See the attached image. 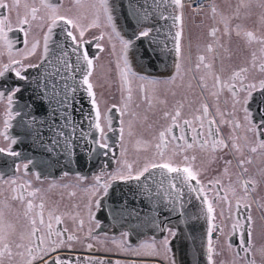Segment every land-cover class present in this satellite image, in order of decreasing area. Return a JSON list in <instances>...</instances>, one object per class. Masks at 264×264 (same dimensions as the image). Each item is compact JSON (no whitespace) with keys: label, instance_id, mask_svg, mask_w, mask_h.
I'll return each mask as SVG.
<instances>
[{"label":"snow or ice","instance_id":"snow-or-ice-1","mask_svg":"<svg viewBox=\"0 0 264 264\" xmlns=\"http://www.w3.org/2000/svg\"><path fill=\"white\" fill-rule=\"evenodd\" d=\"M186 4L188 0H151L150 4L130 0L132 11L130 17H124L125 31L117 25L115 0H69L67 6L65 0H0V104H4L0 137L7 142L6 147L0 146V153L19 157L21 153L13 146L22 142L21 137H30L35 147L49 154L55 152L78 166H98L92 182L83 189L88 194L83 205L88 220L101 227L93 209L103 213V200L98 198L102 196L112 202L108 212L113 220L129 224L130 230L120 234L119 242L111 238L113 249L107 247V235L98 239L89 228L83 239L96 240L102 246L98 249L93 243L84 244L89 250L140 255L137 249H151L149 254L159 255L154 237L137 249L128 243L131 231L150 224L161 233L167 232L159 242L163 258L169 264H180L169 239L177 237V230L169 226V218L184 223L203 220L207 225L203 242L189 264H200L201 259L205 264H217L215 257L224 249L217 251L219 239H213L218 231L214 205L223 201L231 219L234 200L231 235L239 230V241L235 248L227 242L231 259L220 264H257V255L264 264V229L257 235L251 214L257 190L264 185V0H236L235 4L223 0V6L217 0L206 4L195 0L190 4L193 23L196 15L203 14L200 24L195 25L200 29L195 35L185 16ZM92 29H99V35L88 40L86 33ZM106 36L116 56L120 101L102 113L96 91L102 85L94 79L99 56L90 46ZM114 41L119 43V51ZM95 48L104 51L101 43H95ZM165 53L171 56V63L165 64V72L170 74L149 75L147 67H155L154 58ZM37 55L33 62L31 58ZM137 59L141 62L133 67ZM134 81L142 82L143 113L132 108ZM26 92L31 103L25 101ZM38 106L45 112L39 121L24 111H35ZM113 110L119 112L121 145L125 140L123 116L131 117L127 135L132 137L134 121L146 123L149 113L160 114L148 124L150 129L158 125L151 138L135 141L138 150L142 147L151 152L139 166L138 160L125 158L126 148H121L119 156L113 152L109 137L116 131L110 115ZM25 116L31 118L25 120ZM17 118L21 132L14 136L9 129ZM110 154L113 160H109ZM234 160L236 172L232 171ZM220 161L222 169L205 182L210 166ZM113 162L114 168L110 167ZM31 163L16 165L15 170L22 167L26 174ZM250 167L256 169L254 173ZM36 179H40L39 174ZM77 180L84 182L88 177L78 173ZM115 181L137 182L128 189L132 200L126 199L127 193L115 195ZM0 182L15 186L12 195L0 202V264H136L96 255H62L64 249L74 252L81 236L67 227H54L53 221L62 225L67 217L83 231L81 213L61 212L55 204L46 209L43 190L33 187L30 180L16 186V179L4 180L0 175ZM38 196L40 202L34 204ZM9 200L20 203L22 214L13 211ZM137 203L149 207L150 212L142 217ZM259 207L264 211V204ZM241 208L246 215L241 216ZM220 215H224L223 209ZM133 220L139 224L132 226Z\"/></svg>","mask_w":264,"mask_h":264},{"label":"rangeland","instance_id":"rangeland-1","mask_svg":"<svg viewBox=\"0 0 264 264\" xmlns=\"http://www.w3.org/2000/svg\"><path fill=\"white\" fill-rule=\"evenodd\" d=\"M235 2H236V0H233V4H235ZM218 3H220L221 6H223V2L218 1ZM256 11L258 12L259 9H257ZM204 12L206 13L207 10H205ZM185 16H186V19L189 21V27L192 29V32L195 35L196 33H198L200 31V29L196 28L195 25L200 24L201 20L199 19V17L195 16L194 17V23H193V19L192 18L194 16V13L192 12L191 8L190 9H185ZM201 16L203 17V14H201ZM99 32H100L99 29L90 30V32L86 33V39H88L89 37H92V36L99 35ZM234 40H235V38H234ZM104 42H105L104 43V51H100V53L98 54L99 60L96 61V70H95V72H101L103 70L105 71L104 73L116 72V66H115L116 56H112L110 54L109 49H110L111 45L108 43L107 36L105 37ZM114 42H116V41H114ZM100 43H101V41H100ZM116 43H117V48H118V51H119L120 45H119L118 42H116ZM92 48L93 47L90 46V51H92V52H96L97 51L95 47L93 49ZM195 55H196V50H195V48H193V61L195 60ZM169 74H170V72H169ZM109 77L110 76H106L103 80L110 79ZM110 80L112 81L113 84L116 83V81L118 82V78H116V81L114 79H110ZM119 94H120V92H119ZM119 97H120V95H119ZM101 105L103 107V101H101ZM3 107H4V105H3ZM132 108H133L134 111H136L138 113H143L144 112L143 110H145L146 106L140 105V107L137 108L136 105L133 104ZM101 111H102V113H103V111H105L104 107L102 108ZM2 112L3 111L0 108V114H2ZM159 115H160L159 112H157L155 115L149 113L150 119H149L148 122H154V121L158 120ZM1 117H2V115H0V119H1ZM129 119H131V117L127 115L125 121H128ZM159 122L163 123V121H159ZM155 126H158V125H155ZM0 127H2V123H0ZM154 131H155V129H151L152 135H153ZM135 141H136V138H134V136L126 137L124 142L127 143V144L126 145H124V144L121 145V147L119 149V155H120V152H121V148L122 147L126 148L127 149V153H126V157L125 158L128 159L130 162L138 160L139 163L136 166H139V164L143 163V158H144L143 154L145 156V151H143L142 147L138 150L136 145H135ZM128 143H130L131 145H129ZM5 145L7 146V142H5V141L3 142V139L0 137V146H5ZM150 155H151V152H150ZM0 156H1V153H0ZM14 158H15L14 161H11L8 166L6 165V166L0 167V169H2L0 175L3 176L4 180L6 178L5 177L6 175H10L12 179H16L17 180V186L19 184H24L26 181H29V180L32 182V186H36L37 183L33 182V180L31 178L26 177L21 171L17 172L15 170L16 169V165H22L24 163H27L28 160L22 159L20 157H14ZM109 160H113V159L111 157H109ZM115 166H114V162L110 165V167H113V168ZM83 167L84 166H80V168L77 171L79 172V174L86 175L87 177H90L93 173L95 174L98 171L97 170L98 166L88 165V166H85L84 168ZM75 168H77V167L75 166ZM213 169H215L216 171H213ZM221 169H222L221 165H219V164H218V166H217V164H215L214 166L211 165L209 172L205 175V177H203L204 181L206 182L207 179L212 178L214 175H217L218 171L221 170ZM82 170L84 172H82ZM27 171H28L27 174L33 173L35 178H36V175L39 174L40 179L48 178V177L49 178H53L54 180L50 179V181H56L57 185H62V186L56 188V190H55V192H54L52 197H44L45 198V202H46V209H47V207L53 206L55 204V205L59 206V209H60L61 212L68 211V212H71L73 215L77 211H79L81 213L82 217L85 220V224H84L85 226H84L83 231H78L77 228H76V224L73 222V220L70 219V218H67V217L64 218V224L59 225V226L60 227H67L69 230H72V231L76 232L77 235L81 236V241L82 242L81 243H76L75 244V248L84 249L85 247H83V245L86 244V243H90L89 239L88 240H84L83 239L84 238V234L86 233V230L89 229L88 225L89 224L92 225V227H90V228H93L95 226V223H90L89 222L88 216H87V212L83 208V205L87 202L88 194L83 191V189L85 187L82 188V182H78L77 177H76L77 174L76 173H72V171H66V170H63V169L62 170H60V169L45 170L44 173H42V172L35 171V169L30 168V166L28 167ZM39 171H41V169H39ZM64 173H68V175H64ZM74 175H76V176L74 177ZM120 182H122V181H115V182H113V184H115L114 186L116 188H119L122 185V183H120ZM130 182H134L136 184L135 181H130ZM224 182L226 184V177H225V181ZM134 183L131 184V187L135 186ZM78 184H79V186H78ZM83 185L87 186V183H83ZM13 187H15V186H13ZM11 188L12 187L10 185L7 186V184L4 185L2 182H0V192L6 194L7 198L12 195ZM71 192H75L76 195L75 196H70L69 193H71ZM102 198L103 197H101L100 199H102ZM2 201L3 200H1V198H0V202H2ZM8 202L12 204L13 211L20 212L22 214L23 207L20 205V203L18 201L9 200ZM34 204H38V203L34 202ZM77 205L79 207H76ZM251 210L253 211L254 216H256L257 215V213H256L257 212L256 203L252 204ZM33 211L34 212L35 211H39V209H34ZM93 212L98 214V219L101 222V227L100 228H95L94 227L96 229V232H98V233L102 232V233H106L107 235H110V236H107L109 238V240L107 242V247L115 249V246L112 245V243H111V238L115 237V238H117V241L119 242L120 234L122 232L128 231L130 229L128 227H125V226L122 227L120 225H116V223H114V224L110 223L109 220L105 219V215L106 214L105 213H101L99 209L94 208ZM262 214H263V212H262ZM45 216L47 217V210L45 211ZM259 216H260V214L258 215V217ZM263 217H264V214H263ZM253 226L255 228V231H256L257 235H259L261 230L264 229V224H261V222H259V221L256 222V220H255V224ZM205 229H206V227H205ZM149 231H150V227H148L147 224L145 225V228L140 230V232L131 231L130 238L128 239V243L132 244L131 243L132 242L131 239H133V236H134V239H133V241H134L136 239L135 238L136 236L145 235V234H148V233H154V231H157V229L152 228V226H151V232H149ZM158 233H160V232L158 231ZM103 237H105V236H101V238H98V239H103ZM172 238L173 237H170V239H172ZM92 241H93L92 242L93 244H99V243H97L96 240H92ZM159 242L160 241H158V244H157L158 251L160 252L159 255H156L154 253L153 254H149L151 252V249H148L149 251L147 249H137L140 252V255H136V256L140 257V258H142V257H144V258L152 257L154 259L165 260L163 258V249L159 247ZM101 247L102 246L100 245L99 248H101ZM133 249H135V248H133ZM76 250H78V249H76ZM146 251H148V252H146ZM100 253L107 254V253H105L103 251H100ZM112 253L113 254H118L119 256H121V258L122 257L125 258L126 262H128V259H130L131 256L135 255L133 253L117 252L115 250ZM6 264H7V262H6Z\"/></svg>","mask_w":264,"mask_h":264},{"label":"flooded vegetation","instance_id":"flooded-vegetation-1","mask_svg":"<svg viewBox=\"0 0 264 264\" xmlns=\"http://www.w3.org/2000/svg\"><path fill=\"white\" fill-rule=\"evenodd\" d=\"M218 1L223 2L222 0H217V2ZM207 2H208V0H204L205 4ZM68 4H69V0H65V5L67 6ZM205 10L208 11L207 8H205L204 11ZM196 16L199 17L200 20L203 18L201 15H196ZM13 20H15V16H13ZM92 37H89L88 40H91ZM97 42L100 43V41H93L91 46L94 48L95 47V43H97ZM101 43L104 45L105 42L101 41ZM110 49H111V47H110ZM110 49H109V51H110V54L112 55ZM117 51H118V48H117ZM94 53H96L98 55L100 53V51L97 50ZM112 56H114V55H112ZM37 57H38V55H37ZM37 57L31 58V60L33 62H35ZM137 70L139 71V69H137ZM104 72H105L104 70L101 71V72H95L94 75H96L97 78L100 79V80H103L106 76H110L109 77L110 79H114L116 81L117 72H112V73H104ZM151 72H152V74H149V72H148V74L149 75H154V76L169 75V72H165V68L157 70V71H151ZM110 79H108V80L111 81ZM141 83L142 82H140V81H134L133 85H132V87H133L134 105L139 104V105L146 106L145 104L141 103V96L143 95L141 93V91H140V84ZM114 85H115V89L112 88V87H107V91L103 90V89H96L98 97H100L101 101H103V107L105 109V112L103 111V113H107V108H109L111 106V104L119 103V101H120V97H119L120 94L118 92V82L116 81V83H114ZM169 99H171L170 96H169ZM3 105L4 104H0V108L2 109V111L4 109ZM103 107L101 105V110H102ZM111 115L115 116V118H116L115 122H113V128L116 129V131H113V132L109 133L110 143L113 145V152H114L115 156H119V149L121 147V143L119 141V135H118V129L120 127L119 119H118L119 112L118 111H116L115 113L112 112ZM126 116L127 115L122 117V119H124V121L126 119ZM0 123H2V127H0V131H2L3 130V116L0 119ZM152 123L153 122L142 123L139 120L134 121V124H133V130H134V133H135L134 138L137 139V138L143 137L144 139L145 138L146 139H150L151 136H152L151 129H155L157 127V126L154 125L153 128H151V129L148 128V124H152ZM125 126H126L125 127V138H126V137H128V135H127V121H125ZM225 131H227V129H225ZM3 142H4V140H3ZM123 144L126 145L127 143L124 142ZM128 144L131 145L130 143H128ZM5 147H6V145H5ZM146 155H150V152H147V153L145 152V156ZM145 156L143 154V157H145ZM109 157L114 159L111 154H110ZM0 158H1L0 159V167L6 166V165L8 166L11 161H14V157L8 156L6 153H1ZM257 163L259 164V161H257ZM215 164H217V166H218V164L221 165V168L223 167L222 161H220L218 163H214L212 165L214 166ZM235 165H236V162L234 160L233 161V165H232V171L233 172L238 171L236 169ZM114 166H115V163H114ZM97 170H98V168H97ZM255 170H256L255 168H251L250 167V171L251 172L254 173ZM1 171H2V169H0V173H1ZM20 171L26 177L31 178L33 180V182L37 183L36 186H33V187L41 188L43 190L42 191V195L44 197H52L54 192H55V190H56V188L62 186V185H57L56 181H50V179L54 180L53 178H49L48 177V178H42V179L37 180L35 178V176L33 175V173H30V174L26 173L25 174V171H24V169L22 167H21ZM92 175L90 177H88L87 181L82 182V188L83 187H87L88 184H90L92 182L91 181ZM75 176L76 175H74V177ZM5 177H6L5 180L12 179L10 175H6ZM233 178H235V177H233ZM83 183H87V186L83 185ZM226 183H227V177H226ZM50 185H52V187H50ZM11 187H13V186H11ZM214 191L215 190H213L212 192L209 193V198L210 199L212 198V195H213ZM0 193H1L0 194V198H1V200L4 201L7 198V196H6V194H4L2 192H0ZM101 197L102 196H100L98 198H101ZM262 197H264V185L260 186V188L257 190V193H256V195L254 197V199L256 201V206H257V212H256L257 215L254 216V213H253L252 210H251V214H252V216L254 218V221L256 220V222L259 221V222H261V224H264V218H262L263 214H264V211H262L261 208L259 207L260 204H264V199H262ZM34 202H37V203L40 202L39 196L34 199ZM214 207H215V210H216L215 211L214 223L217 225L218 231L214 232L213 239H214V242L217 239H219L220 247L217 248V251H220L221 248L224 249V253L222 255H218V256L215 257V259L217 261V264H220L221 261L230 260L231 259V254L228 253L226 244H227L228 241H231L234 248L237 246V243L239 241V234H238L239 230H238L236 235H231V233H232V227L231 226L234 223V219H235V216H236V209H235L234 200H233V208H232V213H231L232 218L231 219L229 218V211H228L227 205L223 201H221L218 204H215ZM222 209H223V212H224L223 216L220 215V212H221ZM262 212H263V214H262ZM246 214H247L246 210L241 208V216L246 215ZM259 214H260V216H259L260 218L258 217ZM241 222L243 223V220H241ZM53 224H54V227H60L59 225H55L54 221H53ZM88 227L90 228V227H92V225L89 224ZM94 227L96 228V226H94ZM94 227L91 228V229L94 230V234L98 238H101V236L107 235L106 233H102V232L98 233V232H96V229ZM141 229H143V228L141 227V228L136 229V232H140ZM70 231H72V230H70ZM87 231L88 230H86V232ZM165 235H167V232L158 233V230H157V231H154V233H148V234H145V235H138V236L135 237L136 239L134 241H133V239H134V236H133V239H131L132 240V242H131L132 244L131 245H132L133 248L137 249V246L141 242L151 243L153 237L155 238V240L157 241V244H158V241H162L163 237ZM107 236H110V235H107ZM169 239H170V237H169ZM89 241H90V243L93 242L91 239H89ZM95 246H96V248L99 249L100 244H95ZM76 249H78V250H76ZM148 251H146V252H148ZM62 255H81V256L96 255V256L106 257V258L112 259V260L119 259L121 261H126L125 258H123V257L121 258V256H119L118 254H113V253L103 254V253H100V251L89 250L87 248H84V249L75 248L74 252H71V251H69L67 249H64V250H62ZM242 255H243V253H242ZM256 260H257V264H261V257L260 256L257 255L256 256ZM132 261H135L136 264H169V261H166V260L154 259L152 257H150V258H144V257L140 258V257H137L136 255L131 256V258L128 259V262H132Z\"/></svg>","mask_w":264,"mask_h":264},{"label":"water","instance_id":"water-1","mask_svg":"<svg viewBox=\"0 0 264 264\" xmlns=\"http://www.w3.org/2000/svg\"><path fill=\"white\" fill-rule=\"evenodd\" d=\"M171 47V43L169 45ZM162 57L165 58L166 53L161 55ZM167 59L171 60V56L167 57ZM151 67H147L146 71H150ZM45 118V116H44ZM56 166L54 167V164ZM45 163L38 165V167L30 166V168L35 169V171L42 172L44 173L45 170H54V169H60V170H66V171H72V173L78 174L79 172L77 171L80 166H78L74 162H70L68 159L64 158L63 156L60 155V157L55 158L53 161V164H51L50 168H47V165L43 166ZM75 166L77 168H75ZM85 167V166H84ZM83 167V168H84ZM41 169V171H39ZM122 185L119 188H116L113 184V187L115 189V195L117 196L121 195V192L127 193V199L132 200L133 198L128 194L126 189L127 186L131 187L132 182H120ZM134 183V182H133ZM102 208L104 209L103 213L107 215V220H109L110 223H116V225H120L123 222H117L113 220L112 215L108 212V208L111 206V200L110 199H104ZM150 212V208L146 211H141V216H144L145 213ZM163 219V217H162ZM135 223H138V221L133 220L131 222V225L133 226ZM169 226L174 227L177 230V237L170 239L171 241V247L173 250V253L175 255V258L180 261V264H189V262L192 260L193 254L196 253V250L200 247L202 244V233L207 227L205 221L199 220V221H189L188 223L180 222L177 221L175 217L169 218ZM148 227H150L151 231V225L147 224ZM128 227L130 229L129 224L123 223V227ZM153 228V227H152ZM129 231V230H128ZM185 252L187 255H185ZM200 264H205V261L201 259Z\"/></svg>","mask_w":264,"mask_h":264},{"label":"bare ground","instance_id":"bare-ground-1","mask_svg":"<svg viewBox=\"0 0 264 264\" xmlns=\"http://www.w3.org/2000/svg\"><path fill=\"white\" fill-rule=\"evenodd\" d=\"M132 2L135 3L136 0H132ZM192 2H195V0H188V4H186L185 9H190L191 8L190 4ZM203 2H204V0H203ZM115 3L117 4L116 14L119 16V19L117 20V25H118V27H123L125 29V31H127L126 22H125L124 17H125V15H128L129 17L131 16L132 9L129 6L130 0H115ZM139 3H145V0H139ZM147 3L150 4L151 0H147ZM121 4L123 5V7H120ZM133 23H134V21H133ZM161 23H163V21ZM168 23L170 24L171 21H169ZM169 45H170V43H169ZM169 56L170 55L166 54L165 58L162 56L159 59L154 58L155 67H151L150 71H147V73L149 72V74H152L151 71H157V70L165 68V64L171 63V60L167 59V57H169ZM37 59H38V57H37ZM140 62L141 61H139L138 59L134 60L133 61V67H137V64ZM137 69H139V68H137ZM30 71L33 74L36 73L35 69H32ZM94 79H96V81L98 82L99 85H102V87H97V89H103L106 91H107V87H112L115 89V85L111 81H109L108 79L100 80L97 78L96 75H94ZM28 96H29V93L26 92L24 94L25 101H27L28 103H31V101H28ZM23 102L24 101H22V103ZM44 105H45V107L47 106L46 100L44 101ZM24 111L27 113H30L31 116H35L38 121L44 119V116H45V112L39 106L35 109V111H33L32 108H26ZM115 112H116V110H113V113H115ZM111 116L113 118V122H115V120H116L115 116H113V115H111ZM30 118H31L30 116L24 117L25 120L30 119ZM19 119L20 118H17L16 120H14L13 121V128L9 129L10 134H12L14 136L17 135L19 132H21V129L17 124V121ZM21 140H22L21 143H18L17 145L13 146V150L21 153V155L19 156L20 158L28 160V161L31 160L32 163L29 164V166L38 167V165H41V164L46 162V164H44L43 166L47 165V168H50V166H51V164H53V161L55 160V158L60 157V155H58L55 152L49 154L46 150H44L42 148L35 147L32 143V139L30 137L29 138L21 137ZM56 164L57 163L54 164V167L56 166ZM82 172H84V171L82 170ZM129 187L130 186H127V188H129ZM126 190L128 192V189H126ZM116 196H117V194H116ZM126 199H127V196H126ZM136 206L140 207L142 209V211L143 210L146 211L149 209V207H145L144 205H140L139 203H137ZM190 211L195 213L196 210L190 209ZM142 217H144V216H142ZM161 219H162V217H161ZM136 225H138V223H135L133 226H136ZM138 228H141V227H136V229H138ZM142 228H145V226H143ZM136 229H135V232H136ZM149 232H151V231H149Z\"/></svg>","mask_w":264,"mask_h":264}]
</instances>
